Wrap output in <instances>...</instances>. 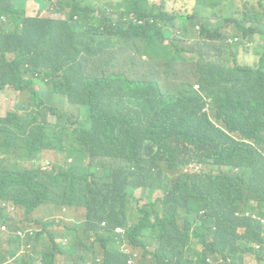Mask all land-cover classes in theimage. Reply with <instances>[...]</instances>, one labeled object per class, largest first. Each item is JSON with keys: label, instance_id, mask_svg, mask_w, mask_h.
<instances>
[{"label": "trees", "instance_id": "obj_1", "mask_svg": "<svg viewBox=\"0 0 264 264\" xmlns=\"http://www.w3.org/2000/svg\"><path fill=\"white\" fill-rule=\"evenodd\" d=\"M123 1V15L110 23L147 54L168 60L165 89L153 84L108 94L92 88L85 70L97 45L91 46L90 32L106 31V10L95 25L90 5L59 0L64 11L58 17L26 16L20 8L0 21V89L27 93L0 115V227L7 224L10 232L0 263L33 264L29 243L35 251L46 247L39 258L44 264H57L58 256L74 264L88 257L87 264H247L249 254L256 258L249 264H260L264 45L258 63L239 60L244 38L257 35L264 43V20L247 25L235 16L239 34H230L228 26L217 29L210 21L216 9H232L230 3L210 0L185 15L182 34L170 38L164 26L178 15L167 12L170 0H161L154 14L143 0ZM9 13L15 10L3 5L0 16ZM83 50L88 55L79 57ZM49 107L56 108L53 120ZM54 150L67 155L49 169L17 165L18 158L33 163ZM193 163L210 167L183 178L184 166ZM133 184L144 187L142 197L128 194ZM157 188L163 194L153 197ZM54 206L86 209L83 219L61 221L62 241L53 229L55 214L34 216ZM20 229H34L32 237H21ZM195 244L203 251L186 258L185 248Z\"/></svg>", "mask_w": 264, "mask_h": 264}, {"label": "rangeland", "instance_id": "obj_2", "mask_svg": "<svg viewBox=\"0 0 264 264\" xmlns=\"http://www.w3.org/2000/svg\"><path fill=\"white\" fill-rule=\"evenodd\" d=\"M140 1V0H136ZM220 1V0H217ZM227 1L230 3V6L232 10L235 12V16H242L246 20L247 25H255V23L258 22V20H264V0H222ZM59 0H0V9L3 5L8 4L12 10H15V13H9L8 15H1L0 21L9 18L11 16H16V11L19 12L20 8H23L26 10V16H37V17H58L63 14L64 9L62 8L61 4H58ZM82 5H91L94 7L95 11L92 13V22L95 23V25H98L101 23V21L105 18V14L101 13V10L113 8L115 12H118L120 9L126 7V3L122 2L121 0H81ZM144 2V8L147 12L153 10L156 5H159L161 0H143ZM210 4V0H187L186 3H181L178 0H172V2L166 7L167 12L171 13L173 10H175L177 15V20L182 21L183 17L187 14H195L198 9L204 5ZM165 27L166 35L170 38H172L177 32V25L174 24H168ZM229 29V33L235 32L236 34H239L236 29H234L231 26L227 27ZM106 36L110 37L112 35L111 30L109 28H106ZM185 39H189L188 36L184 37ZM101 40V35L97 34L94 38V40L91 42V46L94 47L98 44V42ZM167 41V40H165ZM241 41V38L240 40ZM242 45V56L240 57L241 63H248L250 65H253L255 63L259 62L261 53L263 51V48H261L264 43H262L261 38L259 36H253V37H246L243 40ZM246 42V46H245ZM151 54V53H150ZM88 55V52L83 50L79 54V57ZM186 57H191V53H185ZM197 56V54L194 55V58ZM233 59V58H232ZM231 59V62H232ZM230 64V63H229ZM230 66H233V64H230ZM4 91V90H3ZM16 94V95H14ZM27 93H18L15 91H0V115L3 116L7 112L10 111V105L13 104L17 96H22L23 98H27ZM31 103L34 106L35 109L39 107L38 100L36 98H31ZM57 103V101H55ZM70 111L73 112L72 108H70ZM53 119V118H52ZM2 146H0L1 148ZM3 155V151L0 149V157ZM65 156L64 154L58 152V151H50V152H43L39 158H37L33 163L27 162L24 160H20V158L16 159L17 165L20 166V164L23 162L24 166L31 167L32 164L35 166L38 165V167L49 169L52 167L55 163H62L64 162ZM19 161V162H18ZM210 166L208 164H188L184 166V170L182 173L183 178H186L187 175H194L196 176L199 173V170L201 168L202 170L208 169ZM91 171H100L102 169L97 168H89ZM128 194L133 195L134 197H142L144 192V187L140 184H133L129 185L126 189ZM163 189L157 188L153 191V197H159L162 196ZM10 211L18 215L19 218L22 217V212L18 209H16L14 206L10 207ZM202 210L198 213L201 214ZM86 209L81 207L79 208V211H75L74 207H64L63 212L60 210L58 206H54V210L45 209L42 211H38L35 213V217H42V216H50L52 214H55L54 219L55 226L54 230L60 233L58 237V241L64 240V237L62 236L65 231L64 225L61 223V221L70 222L72 220H75L77 218L83 219L85 217ZM186 213L184 211H180L178 213V216H183ZM202 219V218H200ZM3 225H6L7 228L3 229ZM0 227V251L2 248V245L7 242L9 237V226L7 224H3ZM22 231L21 237L27 239L29 236L28 234H33L34 229H20ZM242 231V230H241ZM18 235H20L18 233ZM25 246H27L29 249L32 250V252L36 255V259L42 258L41 251L45 248H38V250L35 251L34 245L29 243H24ZM136 249V248H135ZM204 246L200 244H195L192 247H186V258H192L196 256V252L203 251ZM140 253L142 255L145 254V252L137 248L136 253ZM98 258H102V254H98ZM256 260L254 255L249 254L246 257V263H253ZM90 261H92L91 257H88L84 261H75V264H87ZM57 264H74V263H67L63 256H58L57 258ZM136 263V260H135ZM211 263V262H210ZM260 264H264V261H261Z\"/></svg>", "mask_w": 264, "mask_h": 264}, {"label": "clouds", "instance_id": "obj_3", "mask_svg": "<svg viewBox=\"0 0 264 264\" xmlns=\"http://www.w3.org/2000/svg\"><path fill=\"white\" fill-rule=\"evenodd\" d=\"M175 13L178 14L177 12ZM234 17H235L234 10L230 9L227 6H223L211 13L210 21L214 27H217V29H222L230 25L232 27V19ZM183 20L184 17L182 21H178V20L175 21L177 25V32L180 35L182 34L181 27L183 24ZM188 27L191 29V31H193V27L190 24H188ZM95 36L96 34H94V38ZM118 38L120 42L116 46L117 55L104 53L103 52L104 48H107L108 46L107 44H105L103 45V47H101V42H99L97 44L96 50H94V53L90 56L89 61L87 62V68L85 70V73L87 76L91 78L90 81L92 82V88L95 90L96 89L104 90L108 94H112L113 92H118V91L125 93L128 90H132L134 88H145L153 84H159L164 89L167 88L168 80L171 78L170 77L171 71L168 66V60L164 58L156 60L155 67L152 68V73L149 77L145 73L146 69L144 64L139 63L135 59H131L127 57L124 51V49L127 46H134L138 51V46L134 45L133 43H130L129 39H127L128 37L122 38V36L118 35ZM139 56L140 58L147 59L149 58L150 55H148L145 52L139 54ZM104 60H106L105 61L106 65L113 61L114 70H116L117 73H108L110 68L108 66L106 67L101 66ZM129 63L132 64V67L126 66ZM138 63L140 65L139 68L136 67ZM96 64H98V66H95ZM0 91L2 90L0 89ZM49 108L50 110L47 111L49 114V120H53L56 114H54L51 111V109H56V108L53 107H49ZM6 115L7 114H5L4 116ZM61 153L64 154V156L67 155V152L61 151ZM239 232L244 233L245 229L240 228ZM263 237H264V228H263ZM31 256H33V264H38V263L44 264L40 259H36V256H34L32 253ZM0 264H17V263L14 260H10V261H3Z\"/></svg>", "mask_w": 264, "mask_h": 264}, {"label": "crops", "instance_id": "obj_4", "mask_svg": "<svg viewBox=\"0 0 264 264\" xmlns=\"http://www.w3.org/2000/svg\"><path fill=\"white\" fill-rule=\"evenodd\" d=\"M122 2H124L123 0H121ZM179 2H181V0H178ZM172 2V0H170V3ZM126 3V2H125ZM182 3V2H181ZM91 6V5H90ZM93 8V10L90 12V15L92 16V13L95 11L94 7L91 6ZM106 10L104 13H107L109 16V20H106L105 24H106V28H109L111 30L112 35L110 37L106 36V32L105 30H102L101 32H90L91 34H100L101 35V40L99 42H101V47H103V45L107 44V48H104L103 52L104 53H110V54H116L117 55V44L120 42L118 35L122 34V32L120 30L116 29V25L114 23H110L111 20H115L117 19L118 16L123 15L124 11H125V7L120 9L118 12H115L114 9L108 8V9H104ZM176 12V11H175ZM150 14H154L152 11H149ZM134 14H131V19H134ZM137 23L139 24H143L142 20H137ZM129 25H127L128 28ZM94 28H97L96 26ZM93 28V29H94ZM127 37V36H125ZM92 38V37H91ZM94 38V37H93ZM129 39L130 43L134 42L132 41V39ZM98 42V43H99ZM136 45V44H134ZM138 46V45H136ZM99 48V47H98ZM98 51V50H97ZM127 57L131 58V59H135L137 60L139 63H143L145 66V73L147 76L150 77L151 73H152V68L155 67V63H156V58H154L153 56L150 55L149 58L145 59V58H140L139 54L145 53V51L138 46V51L136 50V48L134 46H127L124 49ZM167 56V55H166ZM106 60L103 61V64L101 66H108L110 68V70L108 71V73H117L116 70H114V63L113 61L110 62L109 64L106 65ZM139 63L136 65L137 68L140 67ZM95 66H98V64H96ZM127 67H132V64L129 63L126 65ZM40 264V263H38Z\"/></svg>", "mask_w": 264, "mask_h": 264}, {"label": "built area", "instance_id": "obj_5", "mask_svg": "<svg viewBox=\"0 0 264 264\" xmlns=\"http://www.w3.org/2000/svg\"><path fill=\"white\" fill-rule=\"evenodd\" d=\"M6 227L5 226H3V229H5ZM117 231H122V229L121 228H117ZM20 235L22 234V232L21 231H19L18 232Z\"/></svg>", "mask_w": 264, "mask_h": 264}]
</instances>
